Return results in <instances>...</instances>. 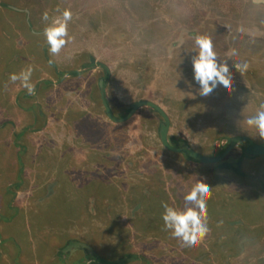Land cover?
I'll list each match as a JSON object with an SVG mask.
<instances>
[{
	"label": "rangeland",
	"instance_id": "374dc122",
	"mask_svg": "<svg viewBox=\"0 0 264 264\" xmlns=\"http://www.w3.org/2000/svg\"><path fill=\"white\" fill-rule=\"evenodd\" d=\"M64 9L72 13L71 39L52 57L42 15ZM1 18L17 46L0 45V264H94L80 252L86 246L107 260L134 255L127 264H264V154L243 158L236 173L215 168L206 176L164 148L150 108L123 123L107 118L97 87L103 64L107 103L152 101L169 118L167 137L201 154L238 135L262 144L246 120L264 102V4L0 0ZM197 33L209 36L218 62L228 64L230 91L221 85L200 95L191 64ZM23 34L35 46L32 56L24 55ZM88 56L95 65L84 70ZM235 63L247 70L236 72ZM28 67L34 95L9 80ZM241 151L232 149L236 157ZM194 179L211 188L210 230L186 247L165 228L162 205L183 208Z\"/></svg>",
	"mask_w": 264,
	"mask_h": 264
},
{
	"label": "clouds",
	"instance_id": "9594fccd",
	"mask_svg": "<svg viewBox=\"0 0 264 264\" xmlns=\"http://www.w3.org/2000/svg\"><path fill=\"white\" fill-rule=\"evenodd\" d=\"M253 2L264 4V0H253ZM42 19L47 22L43 29V36L47 42L50 55L55 57L71 39L68 34V23L72 19V13L70 10L64 9L60 15L50 18L49 14L44 12ZM191 38L195 45V55L191 58L193 78L199 85L200 95L208 96L215 88L221 85L230 91L232 87V72L226 62H218L217 53L214 51L211 38L199 33L193 34ZM183 43L184 40L181 38L178 44L182 45ZM235 54V50H233L229 55ZM53 62L50 59L49 65ZM247 67L246 63L233 64V68L239 73L245 72ZM32 72L33 69L28 67L22 69L19 73H10L9 80L12 82L19 81L29 94L34 95L35 85L31 82ZM246 124L249 127H254L258 136L264 140V102L259 104L258 110L254 115L247 118ZM210 197V186L202 179H194L184 194L185 204L183 208L172 207L167 203H163L162 219L164 226L184 246L192 247L198 245L209 232L207 200Z\"/></svg>",
	"mask_w": 264,
	"mask_h": 264
},
{
	"label": "trees",
	"instance_id": "16d2710c",
	"mask_svg": "<svg viewBox=\"0 0 264 264\" xmlns=\"http://www.w3.org/2000/svg\"><path fill=\"white\" fill-rule=\"evenodd\" d=\"M4 6H5V4H4ZM6 7H7V5H6ZM7 10L12 12L15 15H18V13L16 11H14L11 7H7ZM25 28H28V27L25 26ZM28 30H29V28H28ZM28 34L31 35L29 31H28ZM12 36H14L13 32H11L10 28H8L7 25L3 23V18H1L0 19V45L1 44L2 45H8V47H9V45L17 46L16 45L17 41L15 39H13ZM35 36H39V35H35ZM22 38H23L22 41L24 42V45L21 46V47H25L27 44L29 45V53H25L24 55H26V54L29 55V56L34 55L32 47H35V46H33V44L31 46L30 45L31 43L28 41L30 36H26V35L23 34ZM41 38L43 39V35H42ZM0 48H1V46H0ZM17 55H18V53H17ZM88 57H89L90 61L89 62H84L82 64V67H83L84 70H86V69L88 70V69L92 68L95 65L94 63H92L93 62L92 61L93 58L91 56H88ZM44 58L46 59L45 54H44ZM12 61L13 60H11V61L8 60V64L12 63L13 65H17L15 62H12ZM0 63H2L1 56H0ZM100 66L103 69V74L101 76V79H102V85L104 86V84H105V82L107 80L108 70L103 64H101ZM0 69H1V66H0ZM2 70H4L3 65H2ZM70 74L71 75H78V72L77 71H72ZM60 75H63V73H61ZM1 76H3V75H2V71L0 70V79H2ZM22 94L25 95V93L23 91H22ZM99 102H100V100L98 101V103ZM108 105L110 106V109H111L113 115L116 116V117H119V118L125 116L127 114L128 110H129V106H125L124 105V106H119L118 107L117 102L110 103V101H109ZM148 108H150V107H148ZM150 110L152 111L153 114H155V116H157V118L159 120L158 121L159 126L162 123H164V120H163L162 116L157 111L153 110L152 108H150ZM38 128L40 129L41 127L39 126ZM19 135H20V133L16 134V137H18ZM230 139L231 138H229L227 140V143L221 149H216V151H214L210 156H219L225 150V148L228 146V144L230 142ZM168 141H169L170 145L175 146V147L176 146L189 147L188 144L186 143V141L183 138L177 139V138H174V137H169ZM262 144H264V143H262ZM238 145L241 146L242 151L240 152V154L237 157H236V153L231 151L230 153L227 154V156H225V158H223L219 162L211 163V164L201 163V162H199V161H197L195 159L189 158V157H187L185 155H181V156L185 160H191L193 163H196L198 165L199 169L202 171V173H204V175H206V176H209L211 174V172H209V170L215 169V168H217V169H227V170H229V171H231L233 173H236V171H239V163L241 165V160H243V158H254V157H256L254 155H249V154L244 153L243 147L245 145V141H240L238 143ZM174 155H178L179 156L180 154H174ZM88 203H89V200H88ZM70 244L75 246V247H77V249L75 250V254L79 252L78 250H81V247L78 246L79 244L76 243L75 241H72ZM88 248H89V246H86L87 250H88ZM83 249L86 250L85 248H83ZM84 250L80 251L81 254L84 253V257H85L84 259L87 258L88 261H91V259H94L93 260L94 264H127L130 261L129 260L130 256H134V255L131 254V255H129V258H126V259L122 258V259L117 260V258H116L114 260H107L106 258H104L103 255H97L96 253H93V251H91V250H90V253L87 254L86 251H84ZM62 251H65V250H62ZM64 253L65 252H62V254H64ZM81 254H80V256H81ZM94 256H95V258H94ZM100 256H103V257H100ZM64 260L65 259H62V261H64ZM83 261L84 260H83V256H82V258H79L78 261H73V262L78 263V262H83ZM90 263L91 262H89V264Z\"/></svg>",
	"mask_w": 264,
	"mask_h": 264
},
{
	"label": "water",
	"instance_id": "95a60500",
	"mask_svg": "<svg viewBox=\"0 0 264 264\" xmlns=\"http://www.w3.org/2000/svg\"><path fill=\"white\" fill-rule=\"evenodd\" d=\"M99 88H100V100H101V104L103 106L104 112L107 116V118H109L112 122H116V123H123L126 120H128L138 109L142 108V107H150L153 110L157 111L163 118L164 123H162L160 125V129H159V137L161 140L162 145L164 146V148L168 151L171 152H175V153H180L182 155H185L189 158L195 159L201 163L204 164H211V163H216L219 162L220 160H222L223 158H225V156L235 147L237 146V144L240 141H245V145L243 147V151L246 154L249 155H261L264 154V144H259L257 142H255L253 139L249 138L248 136L245 135H238V136H234L230 139V142L228 144V146L225 148V150L219 155V156H207L204 154H201L199 152H197L196 150L190 148V147H173L170 145L169 141H168V130H169V118L167 116V114L155 103H153L150 100H137L135 102H133L130 106H129V110L127 112V114L123 117H116L113 115L107 101L106 98L104 96V90H103V86H102V80H99Z\"/></svg>",
	"mask_w": 264,
	"mask_h": 264
},
{
	"label": "flooded vegetation",
	"instance_id": "af4514ba",
	"mask_svg": "<svg viewBox=\"0 0 264 264\" xmlns=\"http://www.w3.org/2000/svg\"><path fill=\"white\" fill-rule=\"evenodd\" d=\"M101 79V78H100ZM102 80V79H101ZM103 86V85H102ZM98 87H99V83H98ZM100 90V89H99ZM101 91V90H100ZM178 139V138H177ZM172 146V145H171ZM173 147H175V146H173ZM176 147H182V146H176ZM169 152H171V151H169ZM171 153H173V154H180V153H175V152H171ZM180 155H182V154H180Z\"/></svg>",
	"mask_w": 264,
	"mask_h": 264
}]
</instances>
